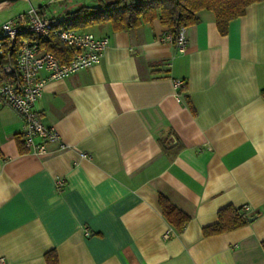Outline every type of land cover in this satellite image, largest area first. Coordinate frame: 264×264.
Wrapping results in <instances>:
<instances>
[{"label": "crops", "instance_id": "obj_1", "mask_svg": "<svg viewBox=\"0 0 264 264\" xmlns=\"http://www.w3.org/2000/svg\"><path fill=\"white\" fill-rule=\"evenodd\" d=\"M111 1L60 0L47 14ZM197 16L182 51L158 18L89 26L108 37L100 62L47 81L35 105L63 149L27 151L0 102V264H45L51 248L59 264H264V0L225 35L212 11ZM160 194L189 216L181 232ZM226 205L248 222L203 236Z\"/></svg>", "mask_w": 264, "mask_h": 264}, {"label": "built area", "instance_id": "obj_2", "mask_svg": "<svg viewBox=\"0 0 264 264\" xmlns=\"http://www.w3.org/2000/svg\"><path fill=\"white\" fill-rule=\"evenodd\" d=\"M69 19L70 15H50L44 7L30 4L26 11L6 20L0 27V102L20 116L18 139L33 154H47L48 144L52 142H59L61 149L66 147L55 127L43 123L35 109L45 83L99 63L107 47V36L68 27L65 24ZM50 37L72 49L68 60L60 62L42 46ZM162 40L173 43L182 51L184 28L179 30L175 40L169 32ZM182 84L178 80L175 86ZM82 156L87 155L83 153ZM62 181L57 179V185ZM163 237H169V230Z\"/></svg>", "mask_w": 264, "mask_h": 264}, {"label": "trees", "instance_id": "obj_3", "mask_svg": "<svg viewBox=\"0 0 264 264\" xmlns=\"http://www.w3.org/2000/svg\"><path fill=\"white\" fill-rule=\"evenodd\" d=\"M258 1L261 0H113L98 5H81L63 14L70 15L65 25L78 30H88L91 25L109 22L113 31H128L158 18L175 40L181 28L197 23V12L202 9L213 12L217 30L225 35L229 21L243 15L251 3ZM42 46L60 62H65L72 55V49L55 37H50ZM261 95L264 97V89ZM158 201L165 220L177 232H181L189 216L161 194ZM247 222L248 215L243 207L226 205L217 211L215 223L202 228V234L212 236L225 233ZM261 246L264 247V239ZM43 257L45 264H59L55 248L45 251Z\"/></svg>", "mask_w": 264, "mask_h": 264}, {"label": "rangeland", "instance_id": "obj_4", "mask_svg": "<svg viewBox=\"0 0 264 264\" xmlns=\"http://www.w3.org/2000/svg\"><path fill=\"white\" fill-rule=\"evenodd\" d=\"M30 4L44 7L46 12H61L60 0H17L0 5V27L8 19L17 16L27 10ZM24 38V36H21Z\"/></svg>", "mask_w": 264, "mask_h": 264}, {"label": "water", "instance_id": "obj_5", "mask_svg": "<svg viewBox=\"0 0 264 264\" xmlns=\"http://www.w3.org/2000/svg\"><path fill=\"white\" fill-rule=\"evenodd\" d=\"M11 1H17V0H0V5L8 4V2H11Z\"/></svg>", "mask_w": 264, "mask_h": 264}]
</instances>
